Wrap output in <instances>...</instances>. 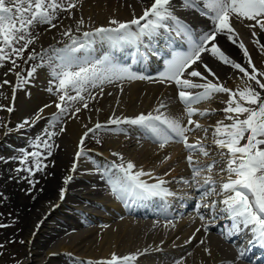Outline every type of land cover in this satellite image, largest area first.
I'll return each instance as SVG.
<instances>
[{"label":"bare ground","instance_id":"1","mask_svg":"<svg viewBox=\"0 0 264 264\" xmlns=\"http://www.w3.org/2000/svg\"><path fill=\"white\" fill-rule=\"evenodd\" d=\"M148 1L150 2L147 3ZM148 1L80 0L77 4L76 12H78V14L80 13V16H78V18H80L79 20L82 19L84 21L82 29L83 32H85L91 31L97 27L109 26L108 22L110 19L128 21L131 20L133 16L139 17L143 14L144 8L149 7L153 2V0ZM179 3L180 0H173L175 14L188 25L198 24L202 22V20L207 19L199 15L196 11H185L181 9ZM76 20L78 21V19ZM90 21H93V26L87 25L90 24ZM57 25H59V23ZM57 27H55V29ZM234 27L239 34V42H243L245 47L249 50L256 67L260 70H264V55H261L257 46L252 42L254 39H258V37H252L251 31L240 23L234 22ZM59 28L60 27H58V29ZM211 28L212 24H209L202 26L200 30L203 32L207 29L211 30ZM257 31L258 36L261 37V40L259 39L260 43L264 44L262 42L264 41V33H259V30ZM55 33L56 32H54V34ZM158 38L152 41H148V39L145 38L144 45L150 44V46L157 48L159 46ZM50 39L51 43L55 41L56 38L51 36ZM217 43L230 58L245 65L242 51L230 42L226 36L219 35L217 37ZM144 45L140 46L141 52L147 51ZM93 47L95 50H107L109 55H114L116 57V63L124 66L128 65L124 62L127 63L131 61L129 58L127 60L123 59V57H126L125 52L130 50L131 58H133V53L136 52V49L131 46H125L119 50L112 49L105 42H97ZM94 52H92V54H94ZM80 54L82 55L83 53ZM203 60L216 73L221 83H223L227 77H230L229 79L231 81L235 80V87H233L232 84L230 85L232 90L235 91L245 86L242 79H236L234 76L237 75L236 73H240L238 70L224 65L210 54H203ZM139 62L149 65L150 62H152V58L148 53L145 59L137 58L135 60L136 66ZM198 70L203 72V66H199ZM5 73H8V75L5 76ZM144 76L148 77V79L128 81L129 85H125V81L103 85V93H100V89H98L99 91H96L94 96H102L101 98L104 102V106L98 112L95 110L90 111L87 115L85 114L86 112L83 114L88 116L89 120L92 121L91 124H95L94 122L98 120L95 119L96 115L107 110L106 107H108V105L111 109L114 106L122 104L118 101V98L122 96V93L120 94V89L123 90L124 88L126 92L128 91L130 93L131 99L143 93L142 95L145 97L144 102L147 101L149 105V112H152L153 109L163 101L166 103L167 108L161 109V111H165L166 114H170L173 117H181L182 123L186 124L187 117L184 115L183 105L178 100L176 86L171 83L161 84L157 82V78L149 77L148 73ZM209 78L211 79V77ZM4 79L9 80L11 84L1 87V90L4 92L2 104L5 108L13 107L14 111L11 113L6 110L0 111L2 116L0 123V148L3 149L11 148L13 143L19 140H21L22 143L26 142L25 138L29 135V142H32L37 135L45 130L46 127L42 128V125L46 119L51 118L52 114L57 112L55 103L59 102L54 89L52 92L48 91L50 86L53 88V84L50 85L49 83L50 80H52L49 74L37 72V75L30 83L25 85L22 89L17 90L15 99H13L12 96V85L16 83L14 73L3 72L0 74V81ZM192 79L196 82H200L199 78ZM109 93H111V95H109ZM121 98L119 99L121 100ZM227 99V94H216L211 99L210 108L207 110L209 114L204 116L205 124L202 125L204 128L208 129V132L205 133L203 131L194 141L193 139L191 140L193 143L197 140H201L209 152L208 157L194 154V160L200 161L202 164H208L212 162V160L217 161L212 172L213 178L217 181L215 186L217 193L219 192V184L222 182V177L225 175L220 173V169L225 166L227 157L225 156L222 158L219 155L220 150L213 144L212 131L216 122L224 119L225 114L221 110L226 106L224 101ZM92 101L94 100L92 99ZM115 101H118L119 104L115 105ZM45 105H49V107L45 108ZM194 107L197 108V106ZM42 108L44 109V111L40 113L43 117L42 119L36 120L31 127H17V125L23 123L24 120H34L37 113ZM212 109L216 111L213 112L211 111ZM113 110L114 109L110 111L112 115H110L109 118L115 117ZM81 111H83V108ZM77 116V114H71L69 116L65 113L56 126L51 128L52 131L58 133L55 137L60 139V143L55 142L53 144L54 157H49L46 160L42 158L43 164L46 165L44 168L45 170L39 171L36 175L29 177L28 173L25 171H16L17 168H21V164L16 160L18 158L16 154H12L13 156L11 158L4 156L10 159L7 161H0V204L3 203L7 207V209L3 211L0 205L1 216L5 220V222H0V224L8 225L7 227L0 228V245H3V247H0V253L6 249V245L14 246L18 241L17 248L6 253L8 255L5 264H100V262L110 260L113 253L119 257H123V252H120L119 249L116 248V246L119 245L118 242L125 244L127 243L125 241L129 240L131 236L142 237L147 234V231H151V236L154 235L156 239L151 241L150 238L146 239L144 242H139L134 245L131 244L136 247V250L135 252H127L126 255H138L135 260L136 262L131 261L129 264H173L177 259L182 260L183 264H246L237 259L240 246H236L238 242H236L234 236L226 238V233L228 231L222 233L213 232L216 227V221L218 222L221 219H225L229 222L231 227L232 222L227 218L226 213H221L222 215L219 216V218L214 217L217 215V210L222 207L219 202L223 199V196L213 193L201 199L200 191L195 187H189L183 184L182 178L191 179V169L188 167L185 155H180V158H184L181 164H170V167L167 169L163 170L161 168L163 170L162 173L149 176L148 179L143 180L151 184L156 182V179L162 178L167 182L164 187L176 193V195L171 196V198L177 199V197H179L180 201L186 200V203L196 199L195 197L200 198L199 201H202L201 204H211L212 201H216L217 208L213 210L201 207L199 213L196 212L195 214L189 215L187 218L180 216L178 217V221L171 218L175 220L176 223L172 222L171 219H166L164 221L158 220L159 218L157 220L148 219L146 216L158 214V212L154 211L155 208L153 209L151 204L156 205L157 202L162 201V199L155 197L149 200H134L137 203L135 204L126 197L121 204L119 200H117V197L112 194V191L111 193L106 192L107 189H111L110 187L105 188L99 186L101 182L107 181V176L102 174L98 177L96 173L97 170L100 169L98 167L103 168L106 164H111L112 162L117 163L115 159H120V157L113 156L112 153L114 152L120 153L122 157H129L134 154L137 149V154L141 155L142 158L139 157L137 160L129 158L125 160L126 162L131 161L133 164H139V162L142 164L143 161H151L147 160L148 154L152 155L151 157L149 156L151 159L157 157V155H160L158 158L161 157V153L164 152L165 149L170 148L171 143L167 144L163 149L153 144H150V146L147 144H137L143 137L146 138L147 136L134 126L121 125L120 127L124 128L126 131L120 132V134H116L112 139L110 138V140L105 141L103 149L100 150V152L89 153L88 159L83 158L84 155L77 159L76 152L79 150L80 138L91 126L89 125L81 130L82 128L81 125H79V121H77ZM118 117L123 118L124 116L118 115ZM129 118L132 117L129 116ZM85 122L86 121L83 123ZM5 125L7 127H5ZM61 127L65 129L63 132L59 131ZM37 130H39L38 134H34ZM59 139L57 140L59 141ZM133 145L137 148L135 150L132 149L131 154H126L125 151L127 148H133ZM151 146L154 147L152 148ZM62 150L64 151L62 152ZM59 153H61L62 156L58 158ZM53 159L56 160L53 161ZM73 163L76 164L75 171H72ZM145 165L143 166L145 167ZM135 166L138 167V165ZM58 169L62 171V175L59 174L60 172L57 173L58 177L56 179L51 175L58 171ZM141 169H143V167H141ZM136 170L138 169L136 168ZM150 170L152 169L149 168L146 172ZM113 173H115V170H113ZM202 175H207V172ZM68 176H72L73 179L65 185L64 180ZM5 177L7 178L5 179ZM28 179L33 180L34 184H29ZM62 188L65 189L63 200L60 198V191ZM199 201L196 199L195 203ZM80 203L82 206H79ZM182 205L183 204L180 203L179 207ZM98 208H101V210ZM125 211L132 212V216L139 215L141 219H136V217L130 215H124L113 221L116 217L124 214ZM200 215L204 216L203 221L200 219ZM21 223H23V226H21ZM203 225H207V232H205ZM197 228L201 229L198 233H196ZM96 230H100V233L102 232L104 235L98 238L97 234L94 233ZM209 230L211 231L208 232ZM193 233H196L194 240L191 244H186L185 241L193 236ZM249 235V240H251V233ZM20 238L23 243L19 241ZM201 240L204 241L203 244L200 243ZM250 246L258 251L264 250V246L256 242H251ZM122 248H124V246ZM205 249H208L209 252H205ZM153 259L154 261H152Z\"/></svg>","mask_w":264,"mask_h":264},{"label":"snow or ice","instance_id":"2","mask_svg":"<svg viewBox=\"0 0 264 264\" xmlns=\"http://www.w3.org/2000/svg\"><path fill=\"white\" fill-rule=\"evenodd\" d=\"M79 2L80 0H0V68L6 63L12 65L8 71L14 73L16 77V83L12 85L13 99L17 90L22 89L34 78L37 68L48 64L52 76L49 83L55 84V93L58 94L59 101L55 103L57 112L53 113L48 121V128H53L67 113L70 103L82 102L83 108L89 107L88 100L95 99L91 89L99 88L100 93H103L105 84L123 80L148 79L142 74L133 72L129 66L116 63L108 53L100 58L93 57L92 52L95 50L93 46L97 42H105L116 50L125 46L134 47L135 62L137 58L145 59L148 55V51H140L145 38L152 41L166 33L168 58L164 59V71L159 74L157 82L171 83L176 86L178 100L183 105L187 123H182L181 117H173L161 111L167 108L163 101L147 114L141 113L132 118L112 117L107 123L115 125L116 128L113 130L117 132L126 131L120 127L121 125L134 126L149 139L158 142L162 149L170 142L182 143L188 152L186 160L191 169V179L182 178L183 184L200 191L201 199L213 193L223 196L219 202L222 205L219 211L226 213L227 218L232 222L226 238L250 232L252 237L250 243L256 242L264 246V94H262L264 93V70L256 67L244 43H237L239 34L234 27V22L242 24L251 31V36L254 38L258 37L257 30L259 33H264V0H180L181 9L196 11L211 22V30L203 32H196L175 14L173 0H153L150 7L144 8L143 14L139 17L133 16L128 21L110 19L109 26L85 31L82 33V38L73 36L72 30L67 29L63 35L69 38L70 43H66L62 48L50 46L39 54L33 51L25 58L24 54L29 46L38 39V36L32 35V30L37 25H48L49 29L57 27L54 21L58 19L59 13L67 12L71 17L72 10ZM83 23L82 19L77 21V30ZM219 35L226 36L242 51L245 65L230 58L218 46ZM176 38L186 44V49L178 50L172 47L176 43ZM252 42L261 55H264V44H261L259 39H254ZM149 49L152 55H160L159 51L150 48V44ZM80 53L83 54L79 55ZM203 54H210L224 65L242 73L246 78L245 86L234 91L221 83L216 73L204 62ZM37 56L40 57L41 63L27 69L26 76L20 71H15L20 67L18 60L28 64L29 61L36 60ZM199 66H203V72L198 70ZM7 75L8 73H5V76ZM192 78H199L200 82ZM10 84L11 82L7 79L0 81V87ZM48 91L52 92L53 88L50 86ZM71 92L75 95H71ZM84 93H88L87 98ZM216 94H227L228 97L224 101L226 106L221 110L225 114L224 119L217 121L212 131L213 144L220 150L219 155L222 158L227 157L225 166L220 169V173L225 175L219 184L218 193L215 187L217 181L212 176L217 161L212 160L208 164L194 161V153L199 152L208 157L209 152L201 140L190 143L187 135L194 130L208 132L207 128L194 121L192 117L197 114L204 117L209 112L201 111L194 106L212 99ZM44 107L47 108L49 105ZM0 109L9 113L14 111L13 107L0 106ZM80 110L77 107L75 113ZM43 111V108L40 109L34 120H24L17 127H31L36 120L43 118L40 115ZM102 127L103 125L97 123L95 129L89 128L81 136L80 147L76 152L77 159L85 155L83 145L88 134ZM48 128H45L42 135H37L32 140L31 146L36 149L35 151L21 150L22 156L19 158V163L25 167L17 168V172L25 171L31 177L35 172L44 170L46 165L43 164L42 158L45 153L49 157L52 155L54 145L50 141L58 134L49 131ZM64 130L61 127L59 131ZM112 155L119 157V153L114 152ZM120 159L123 161V157ZM135 167L131 161H128L126 164L112 162L101 169L107 176V182L114 196L122 200L126 197L134 200L159 197L164 200L176 195L164 187L167 182L162 178L156 179V182L151 184L141 179L142 176H151V173L143 170L134 171ZM75 170L76 164L73 163L72 171ZM205 172L207 175H202ZM72 179V176L66 177L65 185ZM28 183L34 184V181L28 179ZM64 194L65 189L62 188L61 200L64 199ZM201 207L215 210L217 202L212 201L211 204L198 202L196 205L198 213ZM200 219L203 221L204 216L200 215ZM7 226L0 224V228ZM203 227L207 232V225ZM200 230L197 228L196 233ZM196 233H193V236L189 237L185 243L191 244ZM200 243L203 244L204 241L201 240ZM205 252L209 250L205 249ZM244 255V249L238 250L237 259ZM136 259V254L119 257L113 253L110 260L100 264H129ZM175 264H183V261H176Z\"/></svg>","mask_w":264,"mask_h":264},{"label":"rangeland","instance_id":"3","mask_svg":"<svg viewBox=\"0 0 264 264\" xmlns=\"http://www.w3.org/2000/svg\"><path fill=\"white\" fill-rule=\"evenodd\" d=\"M148 1V0H147ZM150 1H148L147 3H149ZM147 3H146V5H147ZM145 5V6H146ZM73 12H72V17H71V19H70V17H69V15H68V13L67 12H61V13H59V16H58V19L56 20V21H54V23L57 25L58 23H59V25H57L58 27H60L59 29H58V27L55 29V28H51V29H49V26L48 25H37L33 30H32V35L33 36H38V39H36L35 40V42L32 44V45H30L29 46V48H28V50L25 52V54H24V56H25V58H27V56H28V54L29 53H31V52H35V53H42L43 52V50L44 49H48V48H50V46H55V47H57V48H62V47H64V45L66 44V43H70V40H69V38L68 37H66V36H64L63 35V32L65 31V30H67L68 28L69 29H71L72 30V32H71V34L73 35V36H75V37H79V38H82V33H83V29H82V26H80L79 27V30H77V20L76 19H78V21H79V19L80 18H78V16H80V13L78 14V12H76L77 10H76V8L75 9H73L72 10ZM78 14V15H77ZM68 16V17H67ZM75 17V18H74ZM66 19H67V21H66ZM74 20V22H73V20ZM71 20V21H70ZM66 21V22H65ZM62 22V23H61ZM89 22V21H88ZM61 23V24H60ZM64 24V25H63ZM75 25V26H74ZM87 25H91V26H93V21H90V24H87ZM67 26H68V28H67ZM64 28V29H63ZM67 28V29H66ZM55 30V31H54ZM48 31V32H47ZM54 32H56L55 34H54ZM49 33V34H48ZM47 34V35H46ZM51 34V35H50ZM54 34V35H53ZM58 34H59V36H58ZM51 36H54L56 39H55V41H53V42H51L50 43V37ZM46 38H48V39H46ZM258 39H260L261 40V37L260 36H258ZM48 40V41H47ZM259 40V41H260ZM237 42H239V40L237 41ZM263 43H264V41H262ZM49 44V45H48ZM48 46V47H47ZM49 55H51V53H49ZM17 63L20 65V67L19 68H17L15 71H20V72H22V74L23 75H25L26 76V70L27 69H29L31 66H33V65H36V64H40L41 63V60H40V57L39 56H37V59L36 60H33V61H29V63L28 64H25L24 63V61L23 60H18L17 61ZM10 68H12V65H11V63H6L5 64V66L4 67H2V68H0V74H2L3 72H9L8 70L10 69ZM39 69V70H38ZM42 70H43V72H45V73H50L51 72V69H50V66L48 65V64H45L43 67H39V68H37V71H36V73L34 74V77L37 75V72H39V73H41V74H45V73H42ZM250 71V70H249ZM237 75H234L235 76V78L237 79V78H240V79H242L243 80V82L245 81V79L246 78H244L243 77V74L242 73H236ZM230 78V77H229ZM228 77L226 78V80H224L223 81V84L225 85V86H227L228 88H230V85L232 84V86L233 87H235V80L233 81H231L230 79H229ZM123 81H125V85H129V83H128V81H134V80H123ZM234 82V83H233ZM127 83V84H126ZM250 83H254V82H250ZM228 84V85H227ZM234 84V85H233ZM125 87V86H124ZM2 88L0 87V106H3V104H2V102H3V99H4V92H3V90H1ZM99 88H96V89H91V94L94 96L95 95V92L96 91H99L98 90ZM231 89V88H230ZM122 89H120V94L122 93V96L121 97H123V98H121V97H119V98H121V100L123 101H121L119 98H118V101L120 102V103H122V104H119V102L117 101H115L116 103H115V105H121V106H114L113 108H111L110 109V106L108 105V107H106L107 108V110H105V111H103V113H101V114H98V115H96V118L95 119H98V120H96L94 123L95 124H91L92 123V121H90L89 120V118H88V116H86L87 114H89L90 113V111H95L96 110V112H98V111H100V109L104 106V102L102 101V96H100V95H96L95 96V99H93L94 101H92V99H89L88 100V104H89V107L87 108V109H85V108H83L82 107V102H74V103H70V105H69V107H68V111H67V113L66 114H68L69 116L71 115V114H73V113H75V109L77 108V107H79L81 110H82V108H83V111H81L80 110V112H82V113H80V112H78V113H75V114H77L78 116H77V121H79V125H81V130H83L85 127H88L89 125H91L90 126V128H93V129H95V125L97 124V123H99V124H101V125H103V127L102 128H100V129H96V130H94L93 132H91V133H89L88 134V136L85 138V141H84V145H83V148H84V151H85V155H84V157L83 156H81V157H83V158H86V159H88L89 158V153H96V152H100V150H102L103 149V146H104V144H105V141H107V140H110V138L112 139L113 137H115V135L116 134H120V132L118 133L117 131H114L113 129H115L116 127L114 126V125H109L108 123H107V121L109 120L108 118L110 117V115H112L111 113H110V111L112 110V109H114L113 110V113H115V117H116V115H117V117H118V115H123L124 117L126 116V117H129V116H131V117H135V116H137V115H139V114H141V113H143V114H147V113H149V105L147 104V101L146 102H144L145 101V97H144V95H142L143 93H140V94H138L137 96H135V97H133V99H131L132 97H131V95H130V93L127 91L126 92V90L123 88V90L121 91ZM55 92V91H54ZM71 95H75V93L74 92H71L70 93ZM56 95L58 96V94L56 93ZM84 95H85V93H84ZM127 95H129V96H127ZM140 95V96H139ZM86 98L88 97V93H86ZM99 96V97H98ZM144 98H143V97ZM100 98V99H99ZM127 98V99H126ZM129 99H130V101H129ZM98 100V101H97ZM127 100V101H126ZM210 101H211V99L210 100H206V101H202L201 103H199V104H197V105H195V106H197V108H199V110H201V111H203V110H209V108H210ZM146 103V104H145ZM146 106V107H145ZM85 109V110H84ZM0 111L2 112V109H0ZM1 112H0V123H1ZM86 112V113H85ZM83 113H85L86 115H84ZM49 119L50 118H48V119H46V121L44 122V124L42 125V128H44V127H46V128H48V121H49ZM108 119V120H107ZM192 119L194 120V121H196L197 123H199V124H201V125H204L205 124V117H201V116H199L198 114L197 115H194L193 117H192ZM65 120V119H64ZM84 121H86L85 123H83ZM110 126H112V127H110ZM48 130H50V131H52L51 130V128H48ZM44 132V131H43ZM43 132H41L39 135H42L43 134ZM203 131L202 130H194L193 132H191V133H188L187 135H188V137H189V142L190 143H193V141L199 136V134L200 133H202ZM38 133V132H37ZM34 134H36V132H34ZM55 137V136H54ZM52 138L53 140H51L50 141V143H52V144H54L55 142H59L60 143V139L58 138V137H55V138ZM193 137V138H192ZM46 138V137H45ZM147 138V137H146ZM145 137H143L137 144H140V145H142V144H147V145H149L150 146V144L152 145H154V146H159V143L158 142H156V141H154V140H152V139H146ZM54 139H56V140H54ZM57 139H59V141L57 140ZM193 139V141H191ZM142 140H144V141H142ZM151 141V142H150ZM149 142V143H148ZM171 143V149L170 148H168V149H165L164 150V152H162L161 153V157H159L158 158V156H160V155H157V157H154L153 159H151L150 157L152 156L151 154H148L149 156L147 157V160H151V161H147V162H144L143 161V163L142 164H140V162H139V164L137 163V164H134V165H138V167H136L138 170H145L144 172H146L147 170H149V168L150 169H152V170H150L148 173H151V176L153 175V176H155V175H158L159 173H162V171L164 170V169H167L168 167H170V164H181V162L182 161H184L183 159L184 158H180L182 155H185V160H186V157H187V155H188V152L184 149V146H183V144L182 143H176V142H170ZM134 147H135V145H133ZM132 146V147H133ZM154 146H151L152 148L154 147ZM80 147V146H79ZM127 147H129V146H127ZM127 148V150L125 151L126 152V154H131V151H132V149L133 150H135L137 147H135V148ZM156 148V147H155ZM28 149V150H27ZM92 149H94V150H92ZM170 149V150H169ZM21 150H24V151H28V152H31V151H35V148H32V146H31V143L28 141V143H26V144H24L23 146H21L20 147V149H16V150H14L13 151V153H11V154H8V153H0V155H2V156H0V161L2 162V161H7L8 159H10L13 155L12 154H16L17 155V161L19 162V158H21V156H22V151ZM168 150V151H167ZM64 150H62V152H63ZM136 151H137V149H136ZM134 152V154H132L133 156H134V158H133V156L131 155V156H123L124 157V159H123V161H121V159H115V161L117 162V164H120V163H125L126 164V160L125 159H129V158H131V159H135V160H137V159H139V157L140 158H142V156L141 155H138L137 154V152ZM53 152H54V148L52 149V155H53ZM182 153V154H181ZM195 155H197V156H203V155H201L199 152H196V153H194ZM193 154V155H194ZM15 155V156H16ZM50 156V157H54V155L53 156ZM181 155V156H180ZM4 156H7V157H10V158H6V157H4ZM62 156V154L61 153H59V155H58V158L59 157H61ZM4 157V158H3ZM119 157H122V155L120 156V153H119ZM195 157V156H194ZM45 160L47 159V158H49V156H47L46 155V153H45V155H44V157H43ZM163 159V160H162ZM182 159V160H181ZM56 159H53V161H55ZM134 160V161H135ZM155 160V161H154ZM160 160V161H159ZM161 160H162V162H161ZM194 161H196V160H194ZM43 162V161H42ZM152 162H154V163H152ZM156 162V163H155ZM165 162V163H164ZM186 162H187V160H186ZM147 163H149V164H147ZM146 164V165H145ZM156 164V165H155ZM162 164V165H161ZM143 165H145V167L143 166ZM165 165V166H164ZM29 166H31V164H29ZM152 168H151V167ZM160 166V167H159ZM25 166L24 165H21V169L22 168H24ZM141 167H143V169H141ZM160 168V169H158V168ZM165 167V168H164ZM97 168V167H96ZM136 168L134 169V171L136 170ZM154 168V169H153ZM163 170H162V169ZM147 169V170H146ZM158 169V170H157ZM45 170V169H44ZM98 172L100 171V169H98L97 170ZM137 171V170H136ZM161 171V172H160ZM60 172V173H59ZM36 173H38V172H35V174L34 175H36ZM54 173H55V175H54ZM51 176L52 177H54V178H56L57 179V177H58V174L57 173H59L60 175H62V171H59V169H58V171H56V172H54ZM153 173V174H152ZM97 175V174H96ZM99 175V174H98ZM7 177H5V179H6ZM149 178V176H142L141 177V179H148ZM103 185V184H102ZM101 187H103V186H101ZM108 192H111V191H108ZM1 206H2V209H3V211H5L6 209H7V207H6V205H4L3 203H1L0 204ZM1 214L2 213H0V222H5V220H4V218L1 216ZM124 215H127V216H132L131 214H128V213H125L124 212V214H122V215H120V216H118V217H116L113 221H115V220H117V218H120V217H122V216H124ZM182 216H184L185 218H186V216H187V214L185 215H182ZM132 217H136V219L138 218V219H141V218H139V217H137L136 215L135 216H132ZM159 218V219H158ZM148 219H152V220H161V221H164V220H166V219H163V218H160V217H156V218H148ZM168 219H171V218H167V220ZM179 219V218H178ZM178 219H175L176 221H178ZM175 220H172L171 219V221L172 222H174V223H176V221ZM26 221V220H25ZM23 223H24V220H23ZM23 223H21V226H23ZM104 232V231H103ZM94 233H96L97 234V237L98 238H101V236H103L104 234L101 232L100 233V230H96ZM147 234V237H146V235H143L142 237L141 236H131L130 238H129V240H127V241H125V242H127V243H125V244H123L122 242L121 243H119L118 242V246H116V248H118L119 249V251L120 252H123V256H126V254H127V252H135V250H136V247H134L133 245L134 244H136V243H139V242H144L146 239H150L151 241H154L156 238H154V235H152L151 236V231H147L146 232ZM149 236H151V237H149ZM97 239V238H96ZM150 240H148V241H150ZM19 241H21V238L19 239ZM131 241V242H130ZM135 241V242H134ZM147 241V242H148ZM120 244H122V245H120ZM131 244H133V245H131ZM131 245V246H130ZM17 246H18V241H17V244H15L14 246H8V245H6V249L5 250H3L1 253H0V264H5V262H6V258H7V255L8 254H6V253H8L10 250H15L16 248H17ZM124 246V248H122ZM120 247V248H119ZM133 247V248H132ZM117 251V250H116ZM115 252V251H114ZM6 254V255H5ZM138 255V254H137ZM140 260H143V259H140ZM178 260H180V259H177L176 261H178ZM144 261V260H143ZM151 261V260H150ZM152 261H154V259L152 260ZM133 262H136V261H133ZM138 262H142V261H138ZM9 264H11V263H9ZM173 264H175V263H173Z\"/></svg>","mask_w":264,"mask_h":264}]
</instances>
